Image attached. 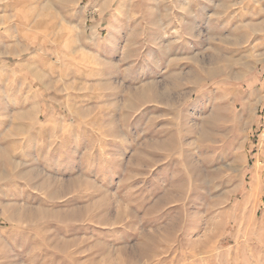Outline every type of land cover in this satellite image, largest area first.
I'll return each mask as SVG.
<instances>
[{
	"label": "rangeland",
	"instance_id": "1",
	"mask_svg": "<svg viewBox=\"0 0 264 264\" xmlns=\"http://www.w3.org/2000/svg\"><path fill=\"white\" fill-rule=\"evenodd\" d=\"M261 24L264 0H0V264H264Z\"/></svg>",
	"mask_w": 264,
	"mask_h": 264
},
{
	"label": "bare ground",
	"instance_id": "2",
	"mask_svg": "<svg viewBox=\"0 0 264 264\" xmlns=\"http://www.w3.org/2000/svg\"><path fill=\"white\" fill-rule=\"evenodd\" d=\"M261 25H263V24H261ZM264 26V25H263ZM256 27V26H255ZM263 29V28H262ZM257 32H258V30H257ZM43 212V211H42ZM41 213V212H40ZM57 214V213H56ZM22 217V216H21ZM224 259V258H223Z\"/></svg>",
	"mask_w": 264,
	"mask_h": 264
}]
</instances>
